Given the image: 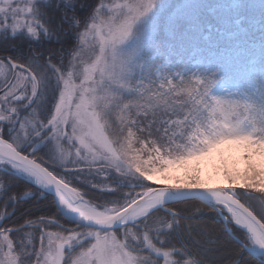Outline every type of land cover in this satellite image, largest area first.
Returning <instances> with one entry per match:
<instances>
[{"label": "snow or ice", "instance_id": "snow-or-ice-1", "mask_svg": "<svg viewBox=\"0 0 264 264\" xmlns=\"http://www.w3.org/2000/svg\"><path fill=\"white\" fill-rule=\"evenodd\" d=\"M202 7L90 0L81 17L75 0H0V43L29 45L0 58V264H264V66L251 85L237 70L234 90L222 59L173 70L168 53L199 26ZM53 40L58 63L39 50ZM173 81L189 98L186 110L149 117L140 101L151 103L165 85L179 95ZM92 191L101 202L86 199ZM29 199L47 201L51 217L7 227ZM195 202L215 214L222 237L193 234L188 222L203 221V210L176 208ZM36 227L38 249L32 237L10 238ZM220 250L226 260L209 257Z\"/></svg>", "mask_w": 264, "mask_h": 264}, {"label": "trees", "instance_id": "trees-1", "mask_svg": "<svg viewBox=\"0 0 264 264\" xmlns=\"http://www.w3.org/2000/svg\"><path fill=\"white\" fill-rule=\"evenodd\" d=\"M242 0H227L224 4H218L211 8H206V4L203 2L201 5L205 7L197 9V13L201 18V23L198 27L193 28L184 38L182 44H177L171 52L168 53V60L173 66V70H180L186 68L188 70H195L197 66L203 68L206 66L207 61L209 60H218L222 59L225 63L230 64L231 70L229 75L233 76L231 81L226 82V86L229 88L235 89V73L236 71L248 73V84L253 83L252 73L258 72V70L264 66V15L260 16L261 18H251V14L247 12L246 14L240 15L241 24L244 26L243 29L233 28V17L236 14H240L236 7H239ZM90 0H75L77 6V16L86 17L88 15V5ZM174 4H178L180 0H172ZM55 0H53V4ZM67 27V25H65ZM247 37L248 40L254 43L258 48L254 54H259L258 58L242 57L241 62L233 58H230L227 62V55H232L234 49L237 52H240V48L243 47L240 45V42L248 41L246 39H241L240 37ZM28 42L23 40H18L16 42L9 43H0V58L2 57H17L22 54H27L28 51ZM33 47H36L33 45ZM60 45L57 44L54 40L51 42L45 41L39 48V50L44 51L45 56L49 53L52 55V62L58 63L60 52L58 51ZM222 57V58H221ZM43 62V61H41ZM164 62V57H159L156 61L153 62L152 76L156 81V86L160 83L159 79L156 77L155 73V64ZM215 67V65H213ZM173 85L177 86V91L180 92L177 95L175 92H169L168 85H165V88L162 90V93L152 97L151 103L147 100V95L144 100H141L140 103L145 105L149 113V117L152 116V113H156V118L158 120L167 119L168 115L172 113L173 110L179 112L186 110L183 105L184 102L189 98L186 92L181 91L179 85L180 81H173ZM152 86V85H150ZM185 88H190L191 85H184ZM163 93H167L164 95ZM39 111V109H38ZM43 119V117H41ZM136 118V117H131ZM175 118V117H173ZM115 119V117H114ZM147 122V121H145ZM118 124H114L113 128L118 127ZM136 132V129H133ZM126 135V133H125ZM140 137V133L136 132V137ZM142 138V137H140ZM153 136L150 139H154ZM145 143H150V140H146ZM136 146L143 145L136 144ZM150 150V149H149ZM42 155V153H41ZM83 179V177H81ZM97 182L101 179L97 177ZM72 185L78 187L74 182ZM83 190V189H81ZM125 191H127L125 189ZM102 193L92 191L86 197V199L91 200L95 203L101 202ZM198 207L203 210L204 218L203 221L199 217L189 221L193 225V234L196 235L201 229L206 236L200 235L197 236V239L206 240V239H217L223 236L221 232V225L215 224L212 222L211 218L215 215L210 210L204 207L203 204L195 202V206L189 203H182L177 206L176 210H183L185 215L191 214L195 211V208ZM8 212H12V209H7ZM52 211L47 203V201H36L34 199L24 200L17 204L14 214L7 221L6 226L9 228L20 227L24 225L27 220H37L39 217H51ZM4 209L0 207V214H3ZM61 224L66 223L64 219L60 220ZM184 223V221H182ZM70 226V225H68ZM49 231L56 230L54 227L49 228ZM41 229L39 227L25 229L24 233L12 234V240L14 242L23 238L25 243H27L29 237L33 238V243L39 248V237ZM19 256V251L16 252ZM209 257L217 260H226L227 251L220 250L217 252H209ZM178 259V257H177Z\"/></svg>", "mask_w": 264, "mask_h": 264}, {"label": "rangeland", "instance_id": "rangeland-1", "mask_svg": "<svg viewBox=\"0 0 264 264\" xmlns=\"http://www.w3.org/2000/svg\"><path fill=\"white\" fill-rule=\"evenodd\" d=\"M227 0H180V2L178 4H182V3H186V2H191V3H196V4H201V3H205L206 4V8H211L214 7L218 4H224V2H226ZM106 3H123L124 0H105ZM28 3V0H17V5L19 7H25V5ZM236 4H240L239 7H236L239 11L240 14H236L235 17H233V28H241L243 29L244 26L241 24V19L240 15L242 14H246L247 12H249L251 14V18H261L260 16L264 15V0H242L241 3H236ZM233 6H234V0H233ZM21 19H23V16H21ZM241 39H246L248 41V44L244 41V42H240V45H242L243 47L240 48V52H237L235 49L233 51L232 55H227L224 56L227 59V62H229L230 58H233L234 61L238 60L241 62L242 57H248L254 54V52L256 51V49L259 48L252 42H250L248 40V38L242 36L240 37ZM136 40L135 38H133L132 40H130L128 42V47L132 48L135 47L136 45ZM260 55L259 54H254L253 56H251V58H258ZM222 58V57H221ZM5 73L7 74L8 78H10V73H7V69H5ZM5 76L4 75H0V87L3 86L2 82L4 81ZM231 90H233V88H230ZM134 148L136 149H140V146H136L135 144L133 145ZM67 147V145H66ZM74 151V149H73ZM145 159H147V155L144 154L143 152L141 153ZM213 174V169L207 165H205V169H204V179L205 180H209L210 177ZM239 191H244L243 189H238ZM51 231H56V230H51ZM10 238L12 239V236H10ZM6 251V250H5ZM15 255H17L16 253H14ZM42 264V262H41ZM163 264V262H162Z\"/></svg>", "mask_w": 264, "mask_h": 264}, {"label": "bare ground", "instance_id": "bare-ground-1", "mask_svg": "<svg viewBox=\"0 0 264 264\" xmlns=\"http://www.w3.org/2000/svg\"><path fill=\"white\" fill-rule=\"evenodd\" d=\"M162 262H163V261L161 260V261H160V264H162Z\"/></svg>", "mask_w": 264, "mask_h": 264}, {"label": "flooded vegetation", "instance_id": "flooded-vegetation-1", "mask_svg": "<svg viewBox=\"0 0 264 264\" xmlns=\"http://www.w3.org/2000/svg\"><path fill=\"white\" fill-rule=\"evenodd\" d=\"M239 191V190H238Z\"/></svg>", "mask_w": 264, "mask_h": 264}]
</instances>
